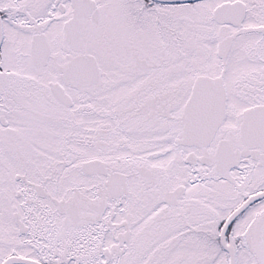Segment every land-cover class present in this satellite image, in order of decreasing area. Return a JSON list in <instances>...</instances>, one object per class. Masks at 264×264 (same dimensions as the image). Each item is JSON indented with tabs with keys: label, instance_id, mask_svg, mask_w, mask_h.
Wrapping results in <instances>:
<instances>
[{
	"label": "snow or ice",
	"instance_id": "snow-or-ice-1",
	"mask_svg": "<svg viewBox=\"0 0 264 264\" xmlns=\"http://www.w3.org/2000/svg\"><path fill=\"white\" fill-rule=\"evenodd\" d=\"M0 264H264V0H0Z\"/></svg>",
	"mask_w": 264,
	"mask_h": 264
}]
</instances>
